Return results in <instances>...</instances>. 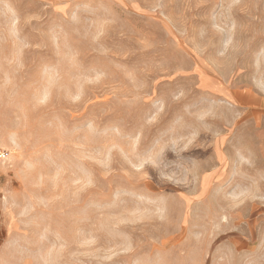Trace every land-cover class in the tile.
Instances as JSON below:
<instances>
[{
	"label": "rangeland",
	"instance_id": "1",
	"mask_svg": "<svg viewBox=\"0 0 264 264\" xmlns=\"http://www.w3.org/2000/svg\"><path fill=\"white\" fill-rule=\"evenodd\" d=\"M8 264H264V0H0Z\"/></svg>",
	"mask_w": 264,
	"mask_h": 264
},
{
	"label": "crops",
	"instance_id": "2",
	"mask_svg": "<svg viewBox=\"0 0 264 264\" xmlns=\"http://www.w3.org/2000/svg\"><path fill=\"white\" fill-rule=\"evenodd\" d=\"M12 177L5 172V163L0 165V264H8L12 228Z\"/></svg>",
	"mask_w": 264,
	"mask_h": 264
},
{
	"label": "built area",
	"instance_id": "3",
	"mask_svg": "<svg viewBox=\"0 0 264 264\" xmlns=\"http://www.w3.org/2000/svg\"><path fill=\"white\" fill-rule=\"evenodd\" d=\"M9 157V152L4 148H0V165L4 164Z\"/></svg>",
	"mask_w": 264,
	"mask_h": 264
}]
</instances>
